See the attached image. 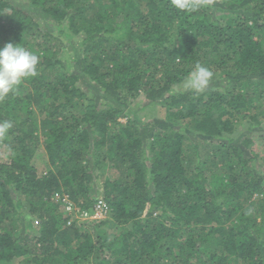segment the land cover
Instances as JSON below:
<instances>
[{
	"label": "trees",
	"instance_id": "trees-1",
	"mask_svg": "<svg viewBox=\"0 0 264 264\" xmlns=\"http://www.w3.org/2000/svg\"><path fill=\"white\" fill-rule=\"evenodd\" d=\"M7 43L39 64L0 100V264H264V0H0Z\"/></svg>",
	"mask_w": 264,
	"mask_h": 264
},
{
	"label": "clouds",
	"instance_id": "clouds-1",
	"mask_svg": "<svg viewBox=\"0 0 264 264\" xmlns=\"http://www.w3.org/2000/svg\"><path fill=\"white\" fill-rule=\"evenodd\" d=\"M179 10H192L201 6V0H173ZM39 57L19 44L7 43L0 48V100L16 91L22 81L38 74ZM213 72L200 64L183 82L185 91L203 92L213 79ZM12 128L11 121L0 122V137Z\"/></svg>",
	"mask_w": 264,
	"mask_h": 264
},
{
	"label": "rangeland",
	"instance_id": "rangeland-1",
	"mask_svg": "<svg viewBox=\"0 0 264 264\" xmlns=\"http://www.w3.org/2000/svg\"><path fill=\"white\" fill-rule=\"evenodd\" d=\"M18 1V0H16ZM20 1V0H19ZM77 43V40L71 39L70 44L66 45V48H68V50H71V45H74ZM91 91L96 90V89H91ZM163 106L156 104V105H151L148 101H145L143 98V93H140L139 96L137 97V99L133 102L131 108H130V112L131 114H134L135 117L141 118L143 121H147L150 120L154 117H158L159 115V110H162ZM125 119H121V121H124ZM144 123V122H141ZM245 124V120H242L241 123H238V128L242 129L243 126ZM254 131L251 132V134H257V129L254 128ZM250 134V135H251ZM192 138L194 139V137L192 136ZM202 145V143H200ZM257 149H260V144L256 143L255 146ZM262 148V146H261ZM206 150H209L208 147L205 148ZM204 150V149H203ZM34 163L37 166L39 173H44L47 168H48V162H47V157L45 155V152L40 148L37 150V153L34 157ZM113 169L111 168V165L109 164L106 168V172H112ZM65 197H67L66 195H64ZM69 200L66 201V203ZM70 202V201H69ZM71 204V209L70 211L72 212L73 209H75V206H72ZM36 223V220L34 218L31 217H27L25 219V224L26 226H32ZM11 264H18V262L14 261Z\"/></svg>",
	"mask_w": 264,
	"mask_h": 264
},
{
	"label": "built area",
	"instance_id": "built-area-1",
	"mask_svg": "<svg viewBox=\"0 0 264 264\" xmlns=\"http://www.w3.org/2000/svg\"><path fill=\"white\" fill-rule=\"evenodd\" d=\"M64 199H66L67 201V197L64 196ZM66 209L68 211H70L71 209V204L69 201L67 202ZM107 216H108L107 204L103 199V196L99 195L96 198L90 210H83L79 212L76 217L81 220H86V219H102Z\"/></svg>",
	"mask_w": 264,
	"mask_h": 264
}]
</instances>
